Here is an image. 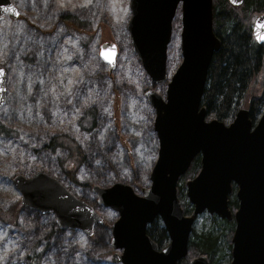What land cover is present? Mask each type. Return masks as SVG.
<instances>
[{"label": "rangeland", "instance_id": "obj_1", "mask_svg": "<svg viewBox=\"0 0 264 264\" xmlns=\"http://www.w3.org/2000/svg\"><path fill=\"white\" fill-rule=\"evenodd\" d=\"M11 1L18 18L0 19V66L6 71V101L0 108V212L14 213L17 220L15 224L10 217L0 218V264H114L111 256L120 251L111 248L110 226L118 214L98 205L91 188L122 182L142 195L151 184L158 140L152 127L154 113L143 94L152 88L164 96L167 81L182 60L180 7L172 21L166 82L153 86L130 47L129 0ZM257 14L252 13V24ZM67 17L83 24L81 30L72 29L70 21L64 20ZM105 42L117 48L111 71L99 56ZM263 75L254 78L241 108L247 109L248 99L262 93ZM89 109L94 112L92 124ZM222 122L231 121L226 117ZM51 135L79 143L84 158L78 167L63 169L68 150L47 148ZM199 168L200 164L178 180L183 211H192L185 182ZM36 171L58 180L102 217L90 237L59 229L51 213L40 214L20 203L12 178L17 174L28 178ZM235 192L233 188L229 195L232 213L237 208ZM232 200L236 205H231ZM155 222L162 227L160 220ZM233 226L234 219L204 211L192 224L189 244L195 236L213 233L216 249L212 262L205 255L208 264H230ZM198 255L204 254L189 250L179 264H189Z\"/></svg>", "mask_w": 264, "mask_h": 264}, {"label": "water", "instance_id": "obj_2", "mask_svg": "<svg viewBox=\"0 0 264 264\" xmlns=\"http://www.w3.org/2000/svg\"><path fill=\"white\" fill-rule=\"evenodd\" d=\"M239 6L243 0H228ZM180 7L182 60L167 81L164 96L154 89L144 91L153 110V131L158 140L157 159L150 173V186L137 195L133 188L115 182L91 190L97 204L117 212L111 224L110 245L114 264H178L187 255L192 224L207 211L221 219H234L230 264H264V112L255 124L249 111L240 108L225 124L206 120L201 105L208 67L221 41L213 29V0H129L126 29L133 53L153 86L166 82L167 48L172 20ZM16 19L19 12L11 0H0V19ZM252 36L264 45V13L252 25ZM114 43L101 45L99 56L115 66ZM6 71L0 66V108L6 101ZM196 156L198 173L185 182L193 205L185 215L177 183ZM12 184L20 203L40 213H51L59 229L81 231L90 237L102 217L85 201L75 197L58 180L43 171L33 176L17 174ZM236 186L237 208L232 213L229 195ZM156 219L161 221L169 242L163 248L146 233ZM189 264H208L198 255Z\"/></svg>", "mask_w": 264, "mask_h": 264}, {"label": "trees", "instance_id": "obj_3", "mask_svg": "<svg viewBox=\"0 0 264 264\" xmlns=\"http://www.w3.org/2000/svg\"><path fill=\"white\" fill-rule=\"evenodd\" d=\"M254 12H258L257 16L264 12V0H243L239 6L231 5L228 0H213V29L221 41V46L211 58L203 89L201 105L206 109V119L211 117L210 119L224 121L228 117L232 121L237 110L244 104L252 81L259 73H264V46L253 39L251 31ZM64 20L70 21L72 29L81 30L83 26L72 17ZM262 79V93L249 98L247 102L249 118L253 124L264 111V75ZM93 114L92 109H89L87 116L91 124L94 120ZM122 144L127 150L123 141ZM46 147L52 151L61 148L68 150V156L61 163L65 171L70 167H78L83 161L79 143L67 136H49ZM199 164L200 158L196 156L187 171H193ZM233 188L236 189L234 184ZM231 205H236V200H232ZM183 212L188 214L191 210L186 208ZM0 213L3 221L6 216L17 220L14 213ZM15 220L13 223L16 224ZM146 233L159 248L168 239L165 229L156 225L155 221L147 227ZM215 249L216 237L209 232L195 236L188 246L186 256L188 257L189 250H193L206 255L212 262ZM32 257L35 262L38 260L36 255L33 254Z\"/></svg>", "mask_w": 264, "mask_h": 264}, {"label": "snow or ice", "instance_id": "obj_4", "mask_svg": "<svg viewBox=\"0 0 264 264\" xmlns=\"http://www.w3.org/2000/svg\"><path fill=\"white\" fill-rule=\"evenodd\" d=\"M262 38H264V37H262Z\"/></svg>", "mask_w": 264, "mask_h": 264}]
</instances>
